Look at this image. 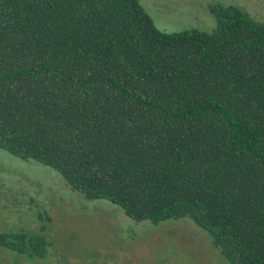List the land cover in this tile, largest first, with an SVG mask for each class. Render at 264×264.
<instances>
[{"label":"trees","instance_id":"trees-1","mask_svg":"<svg viewBox=\"0 0 264 264\" xmlns=\"http://www.w3.org/2000/svg\"><path fill=\"white\" fill-rule=\"evenodd\" d=\"M158 29L138 0H0V148L135 221L190 219L228 264H264V22L210 7ZM43 235L0 248L43 257Z\"/></svg>","mask_w":264,"mask_h":264},{"label":"rangeland","instance_id":"rangeland-1","mask_svg":"<svg viewBox=\"0 0 264 264\" xmlns=\"http://www.w3.org/2000/svg\"><path fill=\"white\" fill-rule=\"evenodd\" d=\"M165 32H211L210 7L237 6L264 22V0H138ZM46 239L43 257L0 248V264H228L190 219L135 221L106 199H86L54 169L0 148V232Z\"/></svg>","mask_w":264,"mask_h":264}]
</instances>
